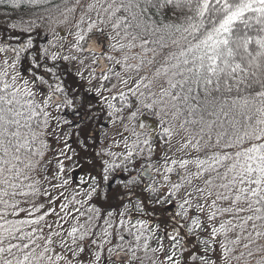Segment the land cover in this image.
Wrapping results in <instances>:
<instances>
[{
	"label": "snow or ice",
	"instance_id": "6c2138e0",
	"mask_svg": "<svg viewBox=\"0 0 264 264\" xmlns=\"http://www.w3.org/2000/svg\"><path fill=\"white\" fill-rule=\"evenodd\" d=\"M46 5L52 0H0L8 20L0 29V264H113V257L125 264L128 253L140 264H217L211 253L220 235L223 264L240 259L244 253L233 257L229 247L240 237L229 240V232L251 222L255 237H264V0ZM37 7L43 13L29 20L7 11ZM169 10L180 13L176 21L165 19ZM104 116L109 126L120 123V139L112 140L123 152L96 150L97 131L107 134ZM178 132L186 133L181 150H205L206 158L165 155L157 186L153 164L137 159L147 153L151 161L156 141L170 144ZM68 161L84 170L80 187L53 196L72 182ZM190 164L197 171L180 182L166 174ZM144 193L154 197L151 212ZM156 205L169 207L155 228L132 223L135 213L155 216ZM206 212L208 221L250 214L217 227L204 222ZM121 229L135 245L105 248L114 235L125 240ZM246 239L256 243L252 232ZM244 248L264 264V243Z\"/></svg>",
	"mask_w": 264,
	"mask_h": 264
},
{
	"label": "trees",
	"instance_id": "16d2710c",
	"mask_svg": "<svg viewBox=\"0 0 264 264\" xmlns=\"http://www.w3.org/2000/svg\"><path fill=\"white\" fill-rule=\"evenodd\" d=\"M63 0H52V5L54 4H59V3H62ZM72 3H74V0H69V4L71 5ZM52 5H46L45 7H51ZM5 9L4 8H0V29H3L5 27H7V23H8V20H7V17L4 15L5 13ZM7 11L9 13L12 14V17L13 19H16L18 20L20 17H23L24 20H29V19H34L35 17L32 16L31 14L32 13H36V15H40L43 13V8L41 7H37V8H22L20 10H16L15 12H12V10L9 8L7 9ZM46 15V14H45ZM180 13H177L176 15H173L171 10H169L168 12V15L165 17L166 20H171V21H176L177 18L179 17ZM76 16L78 17L79 16V11H77L76 13ZM93 18L94 17V14H93ZM38 23H40V21H37ZM40 31L44 32V31H47V23L46 21L44 22L42 28L40 29ZM64 29H60V32H61V35L63 34ZM17 35H21L18 31H17ZM26 34L22 35V38H25ZM11 43H16V41L13 39V40H10ZM107 50V49H106ZM119 55V54H117ZM68 67L70 68L71 67V64L68 65ZM135 75V73L133 74ZM81 83V82H80ZM85 85H86V82H84ZM119 106V105H118ZM107 120H108V117L107 116H104L101 123H104L105 126L107 127V134L105 135V129L104 128H100V132H99V139L103 140V144H99L100 146L102 147H107L109 145L112 146L111 150L112 151H117L119 152L118 150L120 151H124V147H123V143L121 142L123 148L122 149H119L118 150L116 149L117 147H115V144H113V140H112V137L115 136V138L117 140L120 139L119 136H116V132L117 130L121 127L120 123L117 122L116 125H107ZM139 122V120L137 121V123ZM150 123L153 124V121H150ZM148 122V123H149ZM182 134L186 136V133H183ZM156 144H157V149L158 151L152 156V159L151 161H148L147 160V153L144 154L143 157H140L137 159V163H140L141 160H143L145 162V164L147 163H152L153 164V169L156 168L158 166V168L160 167V165L163 167V165L165 164V160H164V156L165 155H162L164 152V148L167 146V144H163L161 143L160 141H156ZM96 145V147L98 146ZM75 147H78V145H74ZM191 148V151H192V154L191 155H195V156H199L201 158L203 157H206V151L205 150H202L200 152H196L195 150ZM101 150V149H99ZM97 150V151H99ZM171 158L173 159V157L171 156ZM97 159V162H99V158H96ZM178 160V159H177ZM169 165H171V162L170 160L168 161ZM76 167H79V166H76ZM76 167H73L71 168L72 170L68 173H66V177H70L71 179V183L70 185L67 187L66 190L64 189H60V190H54L53 191V196H58L59 195V192L60 191H64L65 192V195L66 196H69L71 197V195L74 193V190H78V188L80 187L79 185V177L83 174V169H81L80 167L78 169H81V172L78 174V176L76 177H71L72 174L74 175V172L72 173L73 170H75ZM174 167V171L172 173H166L167 175H169L170 177V180L171 181H174V182H180V175L183 173V170L181 172V169L179 168V165H176V166H173ZM176 168H178V170L176 171ZM163 172V171H162ZM184 174V173H183ZM152 175L155 177L156 181H157V186H159L160 184L163 183V177L161 175H155L154 173H152ZM141 179L143 180V183L144 184H150L152 183V181L150 180H147V179H143V177H141ZM53 183H55V181H53ZM42 184L44 187H50V185L46 182H43L42 181ZM164 189H162L163 191ZM183 191V190H182ZM146 198V201H147V205L149 206V208H147L149 210V212H151L152 208L154 207V205L152 204V200L154 199V197H151L149 196L148 193H144L143 194ZM77 199H80V197H77ZM40 200H43L45 202V207L47 208L48 207V204H47V201L45 198H40ZM38 202H40L38 200ZM63 202L62 199L60 201H57V204ZM156 206H159L161 207L162 209L165 208V207H169L168 205H164V206H160V205H156ZM240 206H244V205H240ZM73 206H70V208H72ZM78 207V205H77ZM250 213H247V212H244L241 214V217L238 218V216L234 217L233 218V215L232 214H228L227 215H223L221 216L220 218H216L214 221H208L207 220V212L204 214L203 216V219H204V222L205 223H210V224H214L215 226H219V224L221 222H226L228 220H232L234 224H240L242 223V217L244 216H247L249 215ZM160 216V212L156 211V215L155 216H152V215H149V214H141V213H135L134 216H133V219H132V223H135L137 219H143V220H147L149 221V224H148V227L149 228H155L156 227V221H157V218ZM49 220V222L53 221L54 219H56L55 216H50L47 218ZM259 223V222H257ZM251 224V222H249L248 226ZM248 226L246 227V230L244 231H241V229L239 227L235 228L233 231L229 232L228 233V237L227 239L229 240H234L237 238V236L240 237V243L237 244V245H231L229 244V247H232L234 248V252L232 253V256L233 257H236V256H240L241 253H244L243 256H240V259H231L230 261V264H245V261H249L250 264H255V260L252 258V257H249L247 255V252H248V249H245L244 248V244H249V247L251 250L255 251V248H256V244H259V243H264V237L262 238H256L255 237V233L253 232L252 229H248ZM67 227V225H66ZM231 227V226H229ZM122 234L125 235V240L124 241H121L119 239V236L118 235H114L113 237H110L109 239L112 241V243L110 245H105V248L107 247H113L115 248L117 251H119L118 248H116L117 245H121L123 244V247L125 250L128 249V247L130 245H135V239L134 237L130 236L127 234V232H125L123 229L120 230ZM249 232H252V239L256 241V243H251L249 239H246V237L248 236V233ZM204 236H207V233H203ZM225 237L223 235H220L217 237V243H216V252L214 253H211L212 255V258L215 259L216 261H221L220 259V256H218L217 252L221 255V252H220V249H219V242L221 240H224ZM141 243H143V241H141ZM151 247H155L156 246V241H155V238H153V240L151 241ZM202 254V252H201ZM105 257L107 256V252L105 251ZM127 260L125 261V264H140V261L138 259H133L132 256H131V253H128L127 254ZM136 255L138 257H144V252L143 251H138L136 253ZM149 255H151V253H149ZM258 255V254H257ZM114 258V257H113ZM222 262V261H221ZM223 263V262H222ZM113 264H121V263H117L114 261L113 259ZM144 264H151V262L148 260V259H145L144 260Z\"/></svg>",
	"mask_w": 264,
	"mask_h": 264
},
{
	"label": "rangeland",
	"instance_id": "374dc122",
	"mask_svg": "<svg viewBox=\"0 0 264 264\" xmlns=\"http://www.w3.org/2000/svg\"><path fill=\"white\" fill-rule=\"evenodd\" d=\"M63 30V29H62ZM63 32V34H65L64 33V31H62ZM62 34V35H63ZM106 63H108L109 64V67H111L112 66V63L111 62H108V61H106ZM71 64V67H70V69H72L73 71L75 70V66H74V64L73 63H70ZM116 69H118V70H121L120 68H119V66H117V68ZM131 75H133L134 73H130ZM77 82H79V81H77ZM114 82H115V80H114ZM131 83V82H130ZM147 122H149V121H147ZM150 123V122H149ZM150 124H152V123H150ZM98 137H99V135H98ZM185 137V134L183 135L182 134V132H178V134H176V135H174L173 136V138H172V140H171V142H170V144H167V146L165 147L166 149H164V153L162 154V155H166V156H168V157H173V159H189V160H193V159H195V158H201V157H199V156H193V155H191L192 154V151H191V146H189L188 148H184L183 150H181V144H182V142H183V138ZM98 145V144H97ZM116 147V146H115ZM102 148H104V147H102V146H100V145H98L97 147H96V150H99V149H102ZM118 148L119 149H122L123 147L122 146H119V147H117L116 149L118 150ZM123 150V149H122ZM119 152H122V151H120V150H118ZM158 151V149L156 150V152ZM203 158H206V157H203ZM203 158H201V159H203ZM165 160V159H164ZM66 166L68 167V168H73V165H72V162L71 161H68V162H66ZM79 167H76L75 168V170H73L72 171V173L74 172V175L72 174V176L71 177H76V176H78V174L81 172V169H78ZM158 168V166L156 167V168H154L153 169V172L152 173H154L155 175H159V174H157L156 173V171H155V169H157ZM158 169H160V171L162 172L163 171V167L160 165V167L158 168ZM178 170V168H176V171ZM182 170L183 169H181V172H182ZM195 171H197V169L195 168V166L193 165V164H190L189 166H188V168L186 169V170H183V173H185V172H187V173H194ZM66 173H68L69 174V172H66ZM71 173V172H70ZM182 173V174H183ZM193 184L194 185H196V184H199V185H201L202 186V184H203V179H200V180H196V179H193ZM145 197V196H144ZM220 204H221V206H227V203L226 202H219ZM145 204H146V206H147V201H145ZM149 207V206H148ZM156 207V209H157V211L158 212H160V211H162V208L161 207H159V206H155ZM153 209V208H152ZM241 214L242 213H240L239 215H238V218H240L241 217ZM224 215H227L228 216V214L226 213V214H224ZM221 216H223V215H218L217 216V218H220ZM234 217H236V216H233V218ZM248 229H252V227H251V224L248 226ZM217 254H218V256H220V254L217 252ZM190 264H191V262H190ZM217 264H223L220 260L219 261H217Z\"/></svg>",
	"mask_w": 264,
	"mask_h": 264
},
{
	"label": "water",
	"instance_id": "95a60500",
	"mask_svg": "<svg viewBox=\"0 0 264 264\" xmlns=\"http://www.w3.org/2000/svg\"><path fill=\"white\" fill-rule=\"evenodd\" d=\"M122 256H123V253H122ZM114 259H115L116 262H120V260H117L115 257H114ZM126 259H127V256L124 257L125 261H126Z\"/></svg>",
	"mask_w": 264,
	"mask_h": 264
}]
</instances>
